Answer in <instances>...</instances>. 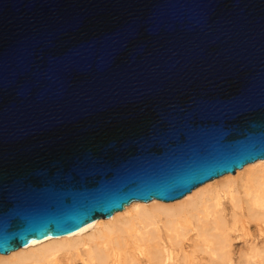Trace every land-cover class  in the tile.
<instances>
[{
	"label": "water",
	"instance_id": "water-1",
	"mask_svg": "<svg viewBox=\"0 0 264 264\" xmlns=\"http://www.w3.org/2000/svg\"><path fill=\"white\" fill-rule=\"evenodd\" d=\"M264 158V0H0V253Z\"/></svg>",
	"mask_w": 264,
	"mask_h": 264
},
{
	"label": "bare ground",
	"instance_id": "bare-ground-1",
	"mask_svg": "<svg viewBox=\"0 0 264 264\" xmlns=\"http://www.w3.org/2000/svg\"><path fill=\"white\" fill-rule=\"evenodd\" d=\"M0 264H264V158L162 201L132 200L77 230L46 235Z\"/></svg>",
	"mask_w": 264,
	"mask_h": 264
}]
</instances>
